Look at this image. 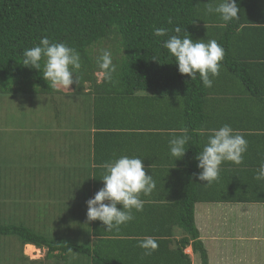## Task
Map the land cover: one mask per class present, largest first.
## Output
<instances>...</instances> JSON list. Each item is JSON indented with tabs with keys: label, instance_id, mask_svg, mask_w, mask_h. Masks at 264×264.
<instances>
[{
	"label": "crops",
	"instance_id": "1",
	"mask_svg": "<svg viewBox=\"0 0 264 264\" xmlns=\"http://www.w3.org/2000/svg\"><path fill=\"white\" fill-rule=\"evenodd\" d=\"M239 45L232 57L244 64V76L212 77L213 86L202 90L200 100L194 98L200 106L194 110L181 101L176 108L165 102L163 108H153L143 101L140 107H135L138 102L130 108L112 103L95 111L93 96H76L71 86L70 92L58 90L51 116L58 123L55 133L45 129L38 140L29 137L28 171L19 178H0V224L34 228L50 241H69L90 251L47 254L46 248L20 240L11 250L13 240L0 236V264H264V181L254 178L264 160V48ZM67 100L71 107L64 108ZM224 124L241 134L248 148L241 164L223 162L218 179L207 184L194 175L201 171L196 156L209 130ZM182 129L190 139L183 158L175 160L168 142ZM121 155L140 157L156 189L141 194L144 207L133 210L132 221L107 231L101 221H88L86 201L103 187L104 164ZM13 182L30 184L16 196L18 214L27 213L15 225L4 215L11 211ZM189 195L195 200L193 220L206 253L204 262L191 241L182 247L187 234L180 225V204ZM145 236L158 243L151 255L138 247Z\"/></svg>",
	"mask_w": 264,
	"mask_h": 264
},
{
	"label": "trees",
	"instance_id": "2",
	"mask_svg": "<svg viewBox=\"0 0 264 264\" xmlns=\"http://www.w3.org/2000/svg\"><path fill=\"white\" fill-rule=\"evenodd\" d=\"M219 2L0 0V95L52 98L60 94L48 85L41 70L23 65V51L48 36L80 53L79 83L71 87L76 96H93L95 111L108 108L112 103L120 108H130L133 102H138L135 107H140L143 101L153 108H163V102L169 108H176L180 101L185 108H200L198 100L205 87L199 74L191 80L187 74L179 73L175 58L163 48V41L176 35V26L182 29L180 36L189 35L194 41L204 42L214 39L223 47L225 55L218 76H244V64L232 57L233 48H239L240 43L245 44V48H264V0H237L239 19L228 23L216 14H206L208 4ZM155 27H164L168 32L163 37H156L153 35ZM102 50L111 52L117 66L112 82L105 81L102 75L98 81L97 74L101 70L96 60ZM188 130H192L191 125ZM189 176L192 180V168ZM194 201L189 195L180 204V225L187 234L182 247L191 241L193 252L204 262L206 253L193 220ZM9 235L18 236L23 244L46 248L47 254L90 251L69 241H50L23 226L0 224V236Z\"/></svg>",
	"mask_w": 264,
	"mask_h": 264
},
{
	"label": "clouds",
	"instance_id": "3",
	"mask_svg": "<svg viewBox=\"0 0 264 264\" xmlns=\"http://www.w3.org/2000/svg\"><path fill=\"white\" fill-rule=\"evenodd\" d=\"M239 12L237 0H220L218 4H208L206 8V14H216L225 23L238 20ZM168 23H172L171 18ZM181 31V27L176 26V35L164 40L163 48L175 58L179 73L187 74L191 80H195L199 74L203 86L211 88L213 80L210 77L219 75L220 62L224 59L223 47L214 39L204 42L194 41L189 35L180 36ZM167 32L168 29L164 27L153 29L156 37H163ZM96 63L104 80L112 82L117 66L113 63L111 52L102 50ZM23 65L41 70L52 89L62 88L68 92L69 86L79 83L78 73L82 67L80 53L75 48L64 42H54L48 36L40 38L38 44L23 51ZM209 131L207 143L196 156L197 168L201 171L194 174L199 181L207 184L218 179L223 162L241 164L248 148V141L228 124ZM189 139L187 129H182L180 135L173 134L168 142L170 156L175 157V160L182 159ZM103 167V187L86 201V215L88 221H101L107 231L118 230L121 225L134 219L133 210H143L141 194L150 195L156 189V181L152 175L146 174L142 159L138 156L121 155L106 162ZM254 178L264 181V160L260 162ZM118 205L122 207L118 208ZM138 247L144 249L146 255H151L158 243L153 237L145 236L138 241Z\"/></svg>",
	"mask_w": 264,
	"mask_h": 264
},
{
	"label": "rangeland",
	"instance_id": "4",
	"mask_svg": "<svg viewBox=\"0 0 264 264\" xmlns=\"http://www.w3.org/2000/svg\"><path fill=\"white\" fill-rule=\"evenodd\" d=\"M97 77L101 78V74H97ZM60 90L65 89L61 88ZM46 98L50 97L0 95V178L1 176L5 178L7 175L18 177L19 173L28 171L30 166L27 155L30 154L25 149L29 147V137H35L38 140L45 129H48L45 130L46 132L55 133L53 130L56 129L53 128H57L58 123L51 116L53 117L55 114L54 111L57 108L58 100L54 97L47 101ZM63 107H71L68 100L66 103L64 102ZM66 130H68V127H66ZM58 131H60L59 125ZM19 138L20 140L15 142ZM31 171L29 170V172ZM25 179H28V177L24 176L23 180ZM34 180H37L36 176ZM16 185L17 188L14 189ZM29 185L13 182L9 186L10 193L12 194L9 198V208L11 211L4 213L7 223L14 222L12 223L13 225L18 224L20 218L27 213L21 210V213L18 214L16 204L18 198L16 196L20 191H27ZM26 221L29 222V219ZM31 222L33 220H30L29 224ZM50 222L51 219H47V224ZM32 230L35 229L32 228ZM5 237L13 240L11 250L17 245V240H20L16 235Z\"/></svg>",
	"mask_w": 264,
	"mask_h": 264
}]
</instances>
